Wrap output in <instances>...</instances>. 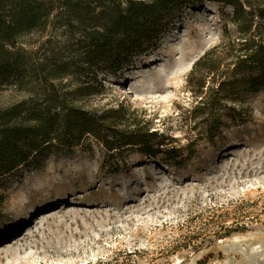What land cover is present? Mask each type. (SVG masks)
Listing matches in <instances>:
<instances>
[{
	"label": "rangeland",
	"instance_id": "374dc122",
	"mask_svg": "<svg viewBox=\"0 0 264 264\" xmlns=\"http://www.w3.org/2000/svg\"><path fill=\"white\" fill-rule=\"evenodd\" d=\"M174 15L156 49L101 72L104 88L80 104L123 109L125 127L162 134L178 156L110 155L93 144L0 178V264H264V90L240 94L231 105L244 120L209 139L188 119L195 98L187 78L204 53L239 40L232 8L204 0ZM24 40L34 61L72 43L52 29ZM28 94L0 83V108ZM213 211L224 227L247 229L214 238L201 228Z\"/></svg>",
	"mask_w": 264,
	"mask_h": 264
},
{
	"label": "trees",
	"instance_id": "16d2710c",
	"mask_svg": "<svg viewBox=\"0 0 264 264\" xmlns=\"http://www.w3.org/2000/svg\"><path fill=\"white\" fill-rule=\"evenodd\" d=\"M203 1L0 0V83L29 92L0 108V178L31 160L68 155L78 147L90 151L93 144L110 155L135 149L143 156L175 159L180 150L167 148L170 142L162 134L125 127L123 109L87 110L80 100L104 88L101 72L122 70L135 56L156 49L176 18L175 10ZM215 1L232 8L239 40L227 50L213 47L204 53L187 78L195 98L188 119L204 127L209 139L244 120L231 105L240 94L264 90V7ZM49 29L59 30L72 43L32 60L24 39ZM213 216L214 211L201 228L211 229L216 239L247 229L245 222L224 227L225 220L213 221Z\"/></svg>",
	"mask_w": 264,
	"mask_h": 264
}]
</instances>
